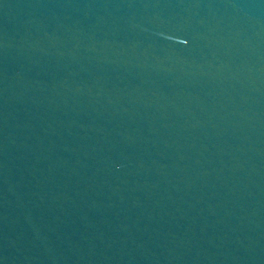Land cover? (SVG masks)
Wrapping results in <instances>:
<instances>
[{"label":"water","instance_id":"water-1","mask_svg":"<svg viewBox=\"0 0 264 264\" xmlns=\"http://www.w3.org/2000/svg\"><path fill=\"white\" fill-rule=\"evenodd\" d=\"M0 264H264V0H0Z\"/></svg>","mask_w":264,"mask_h":264}]
</instances>
